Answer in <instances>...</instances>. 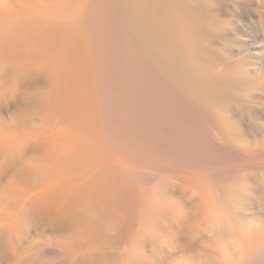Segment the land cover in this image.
Here are the masks:
<instances>
[{
	"label": "bare ground",
	"instance_id": "1",
	"mask_svg": "<svg viewBox=\"0 0 264 264\" xmlns=\"http://www.w3.org/2000/svg\"><path fill=\"white\" fill-rule=\"evenodd\" d=\"M213 214L264 264V0H0V264H198Z\"/></svg>",
	"mask_w": 264,
	"mask_h": 264
},
{
	"label": "clouds",
	"instance_id": "2",
	"mask_svg": "<svg viewBox=\"0 0 264 264\" xmlns=\"http://www.w3.org/2000/svg\"><path fill=\"white\" fill-rule=\"evenodd\" d=\"M186 200L191 203V201L188 199ZM258 207L260 211L259 204ZM222 223V219L213 214L204 218L199 227L193 228L192 226H189L188 232L185 235V240L188 246L198 245L194 251V254L198 260V264H222L219 257L211 253L209 244L210 241H214L216 239L218 234L217 230ZM161 225L168 231L171 228V225L167 224L166 222H162ZM39 227L41 231L50 229L48 227H41L40 225ZM155 239V233L153 232L152 236L144 241L149 244L151 253V255L148 256L145 264H163V247H160L157 243H155ZM228 243L232 246L233 250L238 256L240 253V246L236 245L235 240H229ZM27 264H62V261L57 255L47 256L43 260L37 259L36 256L33 255L28 258Z\"/></svg>",
	"mask_w": 264,
	"mask_h": 264
}]
</instances>
